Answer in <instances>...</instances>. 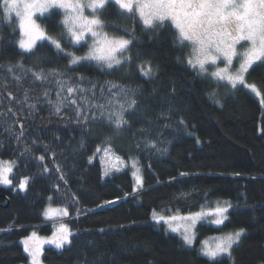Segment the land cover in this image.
Wrapping results in <instances>:
<instances>
[{
    "label": "trees",
    "instance_id": "trees-1",
    "mask_svg": "<svg viewBox=\"0 0 264 264\" xmlns=\"http://www.w3.org/2000/svg\"><path fill=\"white\" fill-rule=\"evenodd\" d=\"M105 17L116 34L124 35L125 29L133 28L136 33L129 53L132 63L111 72L95 65L72 70L68 59L46 41L38 42L35 55L24 53L16 44V21L9 25L0 14V64L5 65L0 68V113H4L0 120L7 124L15 121L16 133L23 124L25 132L17 143L0 124V159L17 160L11 177L14 184L23 176L30 177L27 191L0 185V264H26L21 240L32 231L42 236L51 234L52 224L58 220L68 223L75 235L72 244L63 249L44 246L42 259L46 264H209L198 253V241L189 249L179 236L151 219L153 209L194 211L206 200H227L233 207L224 225L199 224L197 239L209 233L244 228L246 232L232 253L234 264H264V105L260 97L243 86L229 89L225 83L201 76L189 67L187 46H179L169 22L145 30L138 19L122 15L114 5L108 6ZM58 19V15L52 16L43 23L53 25ZM61 31L56 29L52 34L59 35ZM62 43L67 50H76L67 38ZM84 51L86 47L78 54ZM41 57H46V70L67 69L68 75L75 77L82 72L99 85L114 81L136 88L142 107L149 109L147 114L126 113L131 128L119 134L107 126L106 118L90 120L87 128L73 123L75 113L71 106L62 108L61 119L54 114V79L34 81L29 74L18 83L13 76L21 73L7 70L9 62L22 60L39 71ZM140 64H150L152 74L143 75ZM250 71L247 81L264 90V66L254 65ZM45 91L49 93L47 97ZM213 91L224 107L214 102ZM92 99L106 102L99 87ZM169 107L173 109L171 115L160 117V112ZM181 117L187 127L179 124ZM169 122V128L158 127ZM142 125L151 128L145 135L158 140V146L166 148V152L149 150L144 137L134 135ZM108 135L118 155L139 161L144 184L138 191H133L135 185L128 169L103 178L98 160L88 163V157ZM81 142L83 148L79 147ZM26 144L32 151L22 157ZM44 145L55 151V158L45 152ZM40 155H45L43 162L34 158ZM54 159L66 173L67 185L55 171L42 173L43 165L54 169ZM57 183L59 191L54 187ZM73 198L78 203L72 204ZM106 200L115 202L105 204ZM48 202L70 205L69 216L47 220L42 213ZM220 264H233V260L225 257Z\"/></svg>",
    "mask_w": 264,
    "mask_h": 264
},
{
    "label": "snow or ice",
    "instance_id": "snow-or-ice-1",
    "mask_svg": "<svg viewBox=\"0 0 264 264\" xmlns=\"http://www.w3.org/2000/svg\"><path fill=\"white\" fill-rule=\"evenodd\" d=\"M110 5L118 7L122 15L138 19L145 30H154L165 22H170L177 31L176 40L179 46H190L191 48L186 61L189 67L197 70L201 76L215 79L217 83L225 82V86H230L233 90L238 86L250 89L257 97H260V103L264 105V90L258 88L255 82L247 81L254 65L264 66V0H0V14L5 21L9 22V25L13 20L16 21L15 27L19 30V39L16 43L24 53L35 55L39 51L38 42L46 41L54 47L57 53L68 59V64L73 66L72 70L95 65L111 72L132 63L133 56L129 53L136 33L133 28L131 31L125 29L124 35L116 34L117 30L105 17ZM57 15L59 19L56 24L43 23L44 20ZM56 29H62L59 35L52 34ZM65 38L76 49L75 51L67 50L62 43ZM85 47L86 51L78 54L80 49ZM45 61L46 57H41L39 71L26 66L22 60L14 64L9 62L7 70L10 73H15L17 70L21 73L13 76L18 83L29 74L34 81L46 82L50 78L54 79L57 87L54 114L57 116H61L62 108L71 106L75 113L73 123L87 128L90 120L97 121L106 118L107 126L119 134L131 128L129 120L125 118L126 113L143 116L149 110L147 106L142 107L139 102V93L136 88H130L114 81H106L104 85H99L82 72L73 77L67 74V69L46 70ZM4 67L5 65L0 64V68ZM138 67L145 76L153 72L150 64L147 66L140 64ZM97 87L106 101L103 104L92 99L96 95ZM172 91L174 92L175 89L173 88ZM44 95L47 97L48 91H45ZM211 96L217 105L224 107V104L215 98V91L211 93ZM27 98V92H25V99ZM48 103L52 104L53 101L49 99ZM30 107L34 108L35 105H30ZM8 111L12 112V109L9 108ZM172 111L173 109L169 107L167 111L162 110L159 115L168 117ZM12 114L16 115L14 112ZM3 116L4 113H0V117ZM15 123L14 121L12 124H7L0 120V124H3L5 130L19 143L25 136L24 125L20 124V131L16 133L13 130ZM147 123L151 125L152 122ZM179 124L187 127L183 117L179 120ZM158 127L169 128L171 123ZM150 131V127L142 125L134 135L143 136L144 144L149 150L166 152V148L162 149L158 146V140L145 135ZM157 135H162V132H157ZM111 140L110 135L105 136L101 145H97L93 154L88 157V163L91 164L97 158V154H101L99 162L104 177L110 176L113 172H121L126 164L125 160L117 155ZM32 143L34 144L35 141ZM197 143H200L198 138ZM2 146L3 142H0V147ZM139 146L137 144V147ZM79 147H84L83 142ZM44 149L45 152H51L52 156L56 157L55 151L48 145H44ZM31 151L32 149L26 144L21 156ZM34 158L43 162L45 155ZM53 162L54 169L50 170L47 165H43L42 173L49 174L55 171L59 173L58 179L67 185L68 180L62 166L55 163V159ZM131 167L134 169L132 176L135 179L133 191H138L144 184L139 161L131 159ZM16 168V159H0V185L12 186L22 192L27 191L30 184L29 176H23L15 184L11 178ZM180 175H186V173ZM54 187L56 191H59L58 183ZM66 196L67 193H65V198ZM48 199L51 201L52 197ZM114 202L104 201L105 204ZM76 203L78 200L73 198L72 204ZM207 203L206 200L205 205ZM214 204V207L201 205L200 211H189L186 215H181L179 208L175 210V214L167 216L153 209L152 220L157 224L163 222L171 232L179 233L183 244L191 249L197 241L196 226L199 221L207 220L210 224L220 226L228 220L227 214L233 207L232 203L227 200H217ZM69 207L70 205L65 204L63 207L53 208L49 204L42 215L47 220L68 217ZM174 221H184L185 224L173 226ZM245 232L246 229L240 228L204 239L200 241L201 247L198 253L205 257L209 264H220L221 259L225 257L232 259L234 264L232 256L234 246H239ZM74 235L69 224L65 222L54 225L51 236L43 237L37 231H32L21 241L23 250L29 258V264H42L44 245H53L56 249H63L72 244ZM93 264L96 262L94 261Z\"/></svg>",
    "mask_w": 264,
    "mask_h": 264
},
{
    "label": "rangeland",
    "instance_id": "rangeland-1",
    "mask_svg": "<svg viewBox=\"0 0 264 264\" xmlns=\"http://www.w3.org/2000/svg\"><path fill=\"white\" fill-rule=\"evenodd\" d=\"M38 22H40L39 20H38ZM170 23V22H169ZM171 24V23H170ZM173 27V26H172ZM174 28V27H173ZM175 30V29H174ZM175 33H176V36H177V31L175 30ZM19 39V36H18V38H17V40ZM17 44V43H16ZM17 46H18V44H17ZM19 48V47H18ZM21 50V49H20ZM187 50H188V53H187V55H186V61H187V58H188V54L190 53V51H191V48H190V46H187ZM221 66H223V64H221ZM211 70V69H210ZM213 79V78H212ZM215 80V79H214ZM221 83H225V82H221ZM227 88H229V89H231V87L230 86H227ZM103 146V145H102ZM101 154H97V160H98V162H99V156H100ZM118 155V154H117ZM124 160H125V162H126V164H125V167L122 169V171L123 170H125V169H128V171L130 172V175L132 176V171H134V169H132V167H131V159H133V157H131V158H124V157H122ZM135 159V158H134ZM99 164H100V162H99ZM100 170H101V165H100ZM114 174H117L116 172H113L110 176H112V175H114ZM101 175H102V170H101ZM110 176H108V177H110ZM103 178H107V177H104V176H102ZM132 178H133V181H134V185H135V179H134V177L132 176ZM217 201V200H216ZM214 202L215 201H213L212 203H208L207 205H206V207H214L215 206V204H214ZM49 204H51V206L53 207V208H55V207H63V206H60V205H54V204H52V203H50V202H48L47 203V205H46V207H45V209L49 206ZM200 208L201 207H199L197 210H194V211H192V212H196V211H200ZM44 209V210H45ZM43 210V211H44ZM156 212H158V213H160V214H162V215H172V214H175V210H171V209H161V210H156ZM189 212V211H188ZM188 212H181L180 211V214L181 215H186ZM44 217V216H43ZM45 218V217H44ZM151 219H152V214H151ZM209 219H211V218H209ZM60 222H64L63 220L62 221H60V220H58V221H56L55 223H53L52 225H53V229H52V232H53V230H54V225H58ZM159 224H162L163 225V227H164V229L166 230V231H168V232H171L169 229H168V227H167V225H165L163 222H161V223H159ZM185 224V222L184 221H174L173 222V226H182V225H184ZM199 224H208V225H213V224H210L207 220H202V221H199L198 223H197V237H198V226H199ZM215 226H217V225H215ZM181 231H183V228L181 227ZM52 232H51V234H52ZM227 232H230V231H225V232H217V233H209V234H206V235H204V236H201L200 238H199V240L197 239V243H196V248H197V250L201 247V244H200V241H202V240H204V239H209V238H211V237H214V236H216V235H221L222 233H227ZM171 233H174V232H171ZM51 234H49V235H47V236H51ZM174 234H176L177 236H179V238L181 239V235L179 234V233H174ZM40 236H42V235H40ZM47 236H43V237H47ZM23 240V239H22ZM21 240V241H22ZM182 240V239H181ZM23 245V244H22ZM44 246H46V245H44ZM27 255V254H26ZM41 259H42V257H41ZM26 264H29V258L27 257V259H26ZM42 264H46L44 261H43V259H42Z\"/></svg>",
    "mask_w": 264,
    "mask_h": 264
}]
</instances>
